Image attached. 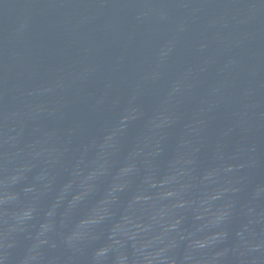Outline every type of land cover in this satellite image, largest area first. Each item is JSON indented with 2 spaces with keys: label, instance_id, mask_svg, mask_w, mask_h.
<instances>
[{
  "label": "water",
  "instance_id": "obj_1",
  "mask_svg": "<svg viewBox=\"0 0 264 264\" xmlns=\"http://www.w3.org/2000/svg\"><path fill=\"white\" fill-rule=\"evenodd\" d=\"M0 264H264V0H15Z\"/></svg>",
  "mask_w": 264,
  "mask_h": 264
}]
</instances>
